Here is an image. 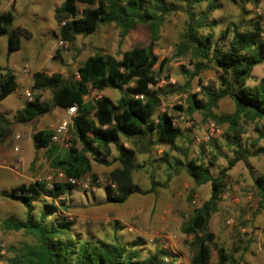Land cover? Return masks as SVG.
<instances>
[{
    "label": "trees",
    "instance_id": "trees-1",
    "mask_svg": "<svg viewBox=\"0 0 264 264\" xmlns=\"http://www.w3.org/2000/svg\"><path fill=\"white\" fill-rule=\"evenodd\" d=\"M259 2H237L243 15L238 24H232L222 33V39L230 38L222 46L214 40V22L209 21L210 15L220 8V0H174L173 3L164 0H63L54 11L61 45H72L78 36L92 35L99 26L107 25L119 29L121 38L138 26L144 27L149 35L148 42L124 52L120 59L101 54L87 57L77 68V79L72 76L64 79L60 73L49 76L43 72L32 73V90H52L51 104L41 102L40 95H37L24 105L15 120L21 124L29 123L50 114L54 108L65 110L75 106L76 113L68 129H73L74 139L70 140V147L65 153H60L57 146L51 144V130L33 134L35 149L47 150L50 167L70 177H84L91 174L90 158L99 165L110 166L107 156L112 145L118 152L114 161H118L121 168L110 173L116 189L112 192L108 188L106 203L123 204L134 194L155 193L160 185L153 174L150 175L151 187L146 191L142 192L133 183L132 172L143 165L135 164L133 150L124 146L120 136L148 140L155 135L157 142L174 145L181 135L173 117L167 112L159 113L161 97L166 92L158 87V75L165 69V62L159 61L154 50L165 18L178 11L186 15L184 32L175 47V58L193 59L194 71L190 78L210 66L217 71V85L203 86L200 82V92L188 96L190 113H204L219 125L228 124L230 133L239 135L240 120L244 123L264 120V84L247 85L253 69L264 64V23L258 17L246 20L245 15L249 13L244 6H258ZM79 6L83 8L79 10ZM204 30L207 32L204 33ZM4 36L7 38L8 62L9 57L19 49L21 39L29 38L26 31L14 28L11 12H0V38ZM54 59H58L57 55ZM155 66L158 67L157 74ZM16 79L7 66H0V102L16 91ZM166 87L170 93H185L180 88L174 89L171 84ZM123 88L117 102L107 96L86 100L91 91L99 93L105 89ZM225 98L232 99L234 114H214L213 110ZM175 109L181 110L179 106ZM256 132L258 138L264 140V127H257ZM10 133L11 124L0 114V144ZM232 139V156L217 175H212L205 164L196 160H188L184 164L177 162L173 169L177 172V167L183 166L196 187L210 185L209 198L193 209L183 228V233L191 236L188 242L191 251L189 264H210L213 248L217 252V264H239L223 247L216 245L215 237L208 229L212 215L218 211L228 173L237 163L241 162L247 168L257 193L264 200V178L254 177L249 162L250 157L264 155V149L250 153L236 142L235 136ZM181 152L186 155V149ZM210 165L213 166V162ZM91 176L96 179L94 174ZM72 190L75 186L71 184L54 182L48 188L42 182H34L1 192V197L19 203L26 210L25 221L7 218L2 221L3 228L32 234L36 239L34 246L11 248L14 256L7 259L6 264H164L163 259L168 254L163 250L143 258L135 245L122 244L118 239L114 242L80 239L71 232L70 222L59 218L51 220L64 206L61 198ZM45 199L58 200V207ZM36 204L41 206L38 210L41 215L37 220L33 216Z\"/></svg>",
    "mask_w": 264,
    "mask_h": 264
},
{
    "label": "rangeland",
    "instance_id": "rangeland-1",
    "mask_svg": "<svg viewBox=\"0 0 264 264\" xmlns=\"http://www.w3.org/2000/svg\"><path fill=\"white\" fill-rule=\"evenodd\" d=\"M238 1L220 0V8L209 17V21L214 22V40L219 45L227 44L230 38L222 39V33L232 24H238L243 15ZM62 2L63 0H0V12H11L14 17V28L19 27L26 31L28 39L32 37L30 41L22 38L19 49L9 58L12 65L14 64L13 69L17 76L24 73V70L29 74L40 71L48 63L58 65L64 79L71 76L77 79V68L87 57L101 54L120 59L124 52L144 46L148 42L149 35L144 27L138 26L121 38L119 29L107 25L99 26L92 35L78 36L72 45H60L59 25L55 20L54 11ZM257 7L244 6L245 11L249 13L245 15L246 20L260 18L256 14ZM82 8L83 6H79V10ZM186 19V15L180 11L166 17L154 50L159 61L165 62V69L158 75L160 80L158 87L166 92L161 97L159 113L167 112L173 117L175 125L181 130L180 137L171 145L157 142L155 135L148 140L120 136L124 146L133 150L135 164L143 165L132 172L133 183L142 192L146 191L151 187L150 175L153 174L160 186L152 194H134L123 204L106 203L109 183L113 182L110 173L121 168L120 163L114 161L118 158V152L111 145L107 156L110 166L99 165L90 158L91 174H94L96 179L93 180L91 174L76 178L80 180L79 186L61 198L64 200V206L60 207L57 217L50 218L54 221L59 218L70 222L71 232L80 239L106 242L118 239L122 244L135 245L143 258L163 250L168 254L163 259L164 264H189L191 251L188 242L191 236L185 235L183 228L193 209L200 207L210 195L209 184L196 187L183 166H178L177 172L173 170L175 164L196 160L205 164L215 176L219 169L226 167L227 160L232 156V137L235 136L236 142L250 153L264 149V140L259 139L256 132L257 127H264V120L247 123L240 120L238 122L240 131L237 135L230 133L228 124L219 125L199 111L190 113L188 96L200 92V82L203 86L217 85V71L210 66L191 79L190 75L194 71L193 59L175 58V47L184 32ZM262 22L264 23L263 20ZM206 32L207 30H204V33ZM6 52L7 38L4 36L0 38V65H6ZM35 52L39 55V62L31 59ZM54 55H57V60L54 59ZM154 70L157 74L158 67L155 66ZM31 82L32 78L29 77L20 84L18 92L0 102V114L11 124L9 137L0 144V150L8 153L7 157L0 153V172H4V175H0V194L2 191H10L19 184L42 182L50 188L55 182L57 171L50 167L47 150L35 149L33 134L42 130L52 131L64 116V110L59 116L57 114L60 110L54 108L50 114L32 122L24 124L16 122L15 118L24 105L31 101L28 98L40 95L41 102L51 104L52 90L33 91ZM262 83L264 84V64L253 69L247 85L254 87ZM167 84H171L174 89L185 90V93L179 91L170 93ZM124 89L94 92L93 95L89 94L86 100L107 96L113 102H117ZM177 106L181 108L180 111L175 109ZM234 112L235 106L230 98L221 100L217 109L213 110L216 115H231ZM212 127L218 133L216 137L208 142L196 143L195 140ZM15 135L20 137L17 142L13 141ZM68 137L70 140L74 139L72 128L68 130ZM16 145L19 146L17 153L13 151ZM182 149H186V155L181 152ZM67 150L58 148L60 153ZM12 155L16 161L12 160ZM212 162L213 166L210 165ZM249 162L254 177L264 178V155L250 157ZM14 166L17 167L16 170H13ZM81 184H86V187H82ZM110 190L114 192L113 189ZM45 200L58 207V200ZM36 206L33 216L37 220L41 215L38 213L41 206L40 204ZM7 218L25 221L26 210L19 203L0 195V264H6V260L14 256L11 248L36 244L32 234L4 229L2 221ZM208 229L214 235L216 245L223 247L239 264H264V200L257 193L253 179L243 163H237L229 171L218 211L212 215ZM162 236L170 238L171 243L167 247L160 241ZM217 263V252L213 248L210 264Z\"/></svg>",
    "mask_w": 264,
    "mask_h": 264
},
{
    "label": "built area",
    "instance_id": "built-area-1",
    "mask_svg": "<svg viewBox=\"0 0 264 264\" xmlns=\"http://www.w3.org/2000/svg\"><path fill=\"white\" fill-rule=\"evenodd\" d=\"M256 14L260 18H262V20L264 21V0H260L259 5L256 9ZM59 43L61 45V42H59ZM94 92L95 91H91L90 94L93 95ZM27 96L29 97L30 95L27 94ZM75 113H76V107L75 106L65 109L64 110V116L60 118L58 124L52 130L50 142L52 145L57 146L59 148V150H67L70 147V139L68 137V129L70 127L72 118L75 116ZM174 124H175V122H174ZM217 134H218L217 131L214 130L212 127V128H210V130L208 132H206L200 138H197L195 141H196V143L208 142V141L212 140L214 137H216ZM19 139H20V137L18 135H15L13 137V141H15V142L19 141ZM18 150H19V146L18 145L14 146L13 151L18 152ZM16 169H17V167L14 166L13 170H16ZM49 180H50V178H48V181ZM55 182L71 184L75 187H78L80 184V180H78L74 177L64 176V174L62 172H57ZM109 184H110L111 189H113V190L116 189V184L114 182H110ZM52 185L50 186V188L52 187ZM81 186L86 187V184H81ZM160 241L162 244L165 245V247H167L171 243L170 238L167 236L160 237Z\"/></svg>",
    "mask_w": 264,
    "mask_h": 264
},
{
    "label": "crops",
    "instance_id": "crops-1",
    "mask_svg": "<svg viewBox=\"0 0 264 264\" xmlns=\"http://www.w3.org/2000/svg\"><path fill=\"white\" fill-rule=\"evenodd\" d=\"M31 39H32V37L30 39H28V40L27 39H25V40L26 41H30ZM32 56L33 57H31V59L33 61H35V62H39L40 61L39 60V55H37V52L33 53ZM9 60L10 59H8V62H6V65H0V66L1 67L7 66L12 71V73L16 76V78H17L16 80H17V84H18V88L14 92V93H16V92L19 91L20 84L23 83V82H25V81H27L28 78L31 77L32 73H34V72H32L31 74H29V73H27L26 70H24V73L22 72L21 75L17 76L15 74V70L13 69L14 64L12 65V62H10ZM25 71H26V73H25ZM35 72H43V73H45L48 76L51 75V74H54V73H61V71L59 70V66L58 65H56V64H48V63L46 64V66L42 67L40 69V71H35ZM30 84L32 85V82ZM14 93H12V94H14ZM12 94H10L9 96H11ZM27 94H29V93L27 92ZM25 95H26V93H25ZM28 100H31V98H28ZM58 109L60 110V112L57 114V116H59L61 114V111L64 110V109H61V108H58ZM18 152H19V150H18ZM0 153H2L3 155L5 154L6 157H7V154L8 153L3 152V150L2 151L0 150ZM15 153H17V152H15ZM2 154H1V156H2ZM12 160L16 161V158L13 155H12ZM0 175H4V172H2V173L0 172Z\"/></svg>",
    "mask_w": 264,
    "mask_h": 264
}]
</instances>
